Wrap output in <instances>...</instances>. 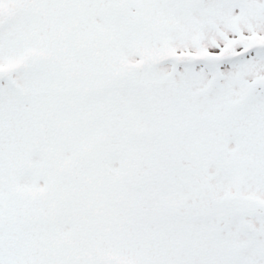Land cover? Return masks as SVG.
Here are the masks:
<instances>
[{"label": "snow or ice", "instance_id": "1", "mask_svg": "<svg viewBox=\"0 0 264 264\" xmlns=\"http://www.w3.org/2000/svg\"><path fill=\"white\" fill-rule=\"evenodd\" d=\"M0 264H264V0H0Z\"/></svg>", "mask_w": 264, "mask_h": 264}]
</instances>
